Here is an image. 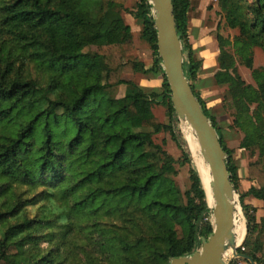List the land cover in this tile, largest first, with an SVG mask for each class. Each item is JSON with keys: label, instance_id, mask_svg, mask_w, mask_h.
<instances>
[{"label": "trees", "instance_id": "16d2710c", "mask_svg": "<svg viewBox=\"0 0 264 264\" xmlns=\"http://www.w3.org/2000/svg\"><path fill=\"white\" fill-rule=\"evenodd\" d=\"M129 15L142 25L149 69L133 57L131 29L119 11L126 0H10L0 4V264H170L196 252L213 232L211 210L195 170L184 195L171 185L177 161L155 137L169 134L183 150L173 123L170 89L157 54L148 0H133ZM177 34L187 55L184 74L217 131L239 191L232 152L195 93L201 63L187 44L190 0H172ZM233 41L217 36L231 127L240 147L264 155V69H253V51L264 52V0H219ZM88 48L93 51L85 52ZM234 48L256 87L238 74ZM40 72L32 77L30 66ZM29 71V72H28ZM162 79L159 93L140 89L124 75ZM128 86L121 98L113 91ZM164 107L168 123L153 114ZM254 106V108H252ZM188 148V147H187ZM253 185L239 194L247 238L237 253L264 264V217L245 204H264V162L248 165Z\"/></svg>", "mask_w": 264, "mask_h": 264}, {"label": "water", "instance_id": "95a60500", "mask_svg": "<svg viewBox=\"0 0 264 264\" xmlns=\"http://www.w3.org/2000/svg\"><path fill=\"white\" fill-rule=\"evenodd\" d=\"M148 2L151 5L156 31L158 58L171 92V105L178 120L185 121L195 134L201 154L209 168L211 177L209 188L213 200V207H210L206 191L202 187L205 201L212 213V234L201 241L199 251L187 257L174 259L170 264H226L224 255L229 249L233 250L234 257L254 264L250 258L237 253L238 248L233 234L236 211L235 189L227 168V156L217 131L202 111L185 77L183 46L176 30L172 0H148Z\"/></svg>", "mask_w": 264, "mask_h": 264}, {"label": "rangeland", "instance_id": "374dc122", "mask_svg": "<svg viewBox=\"0 0 264 264\" xmlns=\"http://www.w3.org/2000/svg\"><path fill=\"white\" fill-rule=\"evenodd\" d=\"M5 1H10V0H0V4H2ZM134 5H135V2L133 0L126 1L124 9H122V11L120 10L119 13H120L121 17L123 18L124 23L127 24L132 30V34H133L132 35V45H133V57H134V59L137 62H141V63L143 60H145L147 62V65H150L152 63L151 50H150L149 46H147V44L145 42H143L140 38V33H141V29H142L141 22L139 20L132 19L129 15V13L135 9ZM150 15L153 18L152 13H150ZM222 15L224 16V27H225L224 29H225V33H226V36L224 38H228L229 40L233 41L234 38L239 35V31L229 29L226 25V22H225V13L222 12ZM93 50H95V48H88L85 50V52L93 51ZM228 51L231 53V55L234 56L235 65H236V69H237L238 74L246 82V84L251 85L255 88L256 85H255V82H254L253 77H252V71L248 70L244 66L243 59L239 55L236 54V50L234 48H228ZM252 51H253V55H252L253 69L254 70L264 69V52L260 48H257V47L253 48ZM183 55H184V62H186L187 61V55L185 52H183ZM30 69H31L30 72L28 71L29 76H30V74L32 77H36V78L41 76L40 72L35 70L33 65L30 66ZM123 77L125 79H129L132 82L136 83V85L140 89H143V90L146 89L142 85H138V84H140L139 82H140L142 75H136V74L135 75H124ZM149 89H150V86L146 90L147 91H150V90L153 91V89H150V90ZM128 90H129L128 86L122 87L120 90L115 89L113 91L114 94H111V95H112V97H115V96L117 97V96L123 94V92H124V94H126L128 92ZM220 97H221V101H222L221 105L223 107V109H222L223 112L217 111L213 115L215 117L220 118V120H218V122L220 123V125L218 127H219V129L223 135L224 144L226 145V147H228V150H230L232 152V156H231L232 162L235 164V161H237L238 162L237 166L240 167V165H242L244 167L243 169L247 168V172H248V165L250 163L256 162L258 160L260 162H264V155L261 157H259L258 154H256L255 156H251L249 152L244 151L243 149H240L241 147L239 148L241 140L243 139L244 135L240 131H238L237 129H234L231 127L232 120H233L232 115H233L234 111H233L232 106H231V101L228 98L226 87L221 88ZM252 108H254V106ZM153 114L161 123H163V124L168 123L167 111L164 107L155 106L153 108ZM230 123H231V125H230ZM173 128L176 132V135L179 139L181 146L183 147V150L187 154V158L189 160L188 163H186V161L184 160V157L182 155V151L172 141L169 134H161V135L155 137L154 140L157 144H161V142L163 140H165V142H166L165 150L174 158L175 161H177V164L175 167H176V170L178 171V176L174 179H171V185L178 188L182 192V194L184 195L185 193H188L191 189V181L189 179L190 168L195 170L198 177L204 180L205 174L203 171V167H205V166L203 164V161L200 160L201 159L200 156L197 159L192 155L191 149H190L188 142H187L188 135H187V133H185L186 129H185L184 125H182V122L179 121L177 117H176V121L173 123ZM228 144H230V146H232V147L229 148ZM236 157L238 159H236ZM241 171L243 172V170H241ZM247 180H248V178H247ZM250 183H252V182H250ZM250 183H249V185H245L244 187H243L242 183H239L238 184V186H239L238 194L244 193V190H246L250 187V185H251ZM238 194H237V192H235V203H236L235 221L237 222L238 226H243V228H244V237L243 238H245L243 243L241 244V246H239V248H238V249H240L243 246V244L247 238V228H246V220L244 218L242 208L240 207V204H239V195ZM209 222L212 225V223H213L212 216H210ZM212 227H213V225H212ZM261 241H262V245H263V255H264V229L262 230ZM200 248H201V245L198 246L196 251H199ZM225 260H226L225 261L226 264H243V262H245L241 258L232 257V256H228V259L226 257ZM247 264H249V263L247 262Z\"/></svg>", "mask_w": 264, "mask_h": 264}, {"label": "crops", "instance_id": "0c3cea01", "mask_svg": "<svg viewBox=\"0 0 264 264\" xmlns=\"http://www.w3.org/2000/svg\"><path fill=\"white\" fill-rule=\"evenodd\" d=\"M224 28V16L222 15V11L219 6V0H190V7L188 10L187 44L192 52L194 62L201 63L197 79L191 84L195 93L200 97L208 113L212 118L215 119L218 126L220 125L218 122L220 118L215 117L213 114L217 111L223 112V107L221 105L222 101L220 97L221 88L216 86L213 81L214 76L220 71L218 65L219 44L217 41V36H226ZM145 62V60L142 61V63L145 65V68L149 69L152 66V63L147 65V62ZM123 79L125 81H131L129 79H125L124 77ZM139 83L140 84L138 85H142L146 89H148L149 86L150 89H153V91L150 89V91H147L146 89L145 91L159 93L162 79L159 75L156 76L153 73H150L148 75H142ZM122 87L126 86H121L118 88V90H120ZM124 95L125 94L123 92V94L117 96V98H121ZM228 146L229 148L232 147L230 144H228ZM236 159L238 158L236 157ZM237 163L238 162L235 161V166L238 170L237 175L239 183H242L243 187L245 185H249L250 182L247 180V168L243 169L244 167L242 165L238 167ZM241 170H243V172ZM250 184L253 185V183ZM248 189L244 190V193ZM245 204L256 209L255 218L259 223L260 219L264 217L263 202L252 197H248L245 199ZM243 264H247V262H243Z\"/></svg>", "mask_w": 264, "mask_h": 264}, {"label": "bare ground", "instance_id": "6f19581e", "mask_svg": "<svg viewBox=\"0 0 264 264\" xmlns=\"http://www.w3.org/2000/svg\"><path fill=\"white\" fill-rule=\"evenodd\" d=\"M182 125H184L185 127V133H187L188 135V139H187V142H188V145L191 149V153L192 155L198 159V157L200 156V160L203 161V164L205 167H203V171H204V174H205V179H201V184L202 185H205L206 188L208 189V193H209V196L207 198V201H208V204L210 207H213V200H212V196H211V191H210V188H209V182L211 181V177H210V173H209V168H208V165L207 163L205 162L202 154H201V151H200V147H199V144L197 142V139L195 137V134L193 132V130L190 128V126L184 121L182 122ZM184 133V134H185ZM233 234L235 236V239H236V247L239 248V246H241V244L243 243L244 239V228L243 226H238L237 225V222L235 221V218H234V228H233ZM228 256H232L234 257L233 255V250L232 249H229L226 254L224 255V260L225 258L227 257L228 259ZM226 261V260H225Z\"/></svg>", "mask_w": 264, "mask_h": 264}, {"label": "built area", "instance_id": "2783aa9c", "mask_svg": "<svg viewBox=\"0 0 264 264\" xmlns=\"http://www.w3.org/2000/svg\"><path fill=\"white\" fill-rule=\"evenodd\" d=\"M149 3V2H148ZM149 5H150V3H149ZM151 6V5H150Z\"/></svg>", "mask_w": 264, "mask_h": 264}]
</instances>
